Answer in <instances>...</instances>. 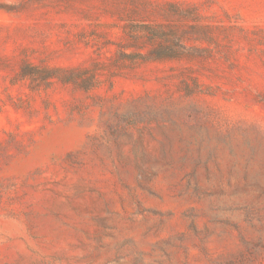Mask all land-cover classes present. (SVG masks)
<instances>
[{
    "label": "rangeland",
    "instance_id": "obj_1",
    "mask_svg": "<svg viewBox=\"0 0 264 264\" xmlns=\"http://www.w3.org/2000/svg\"><path fill=\"white\" fill-rule=\"evenodd\" d=\"M0 264H264V0H0Z\"/></svg>",
    "mask_w": 264,
    "mask_h": 264
}]
</instances>
